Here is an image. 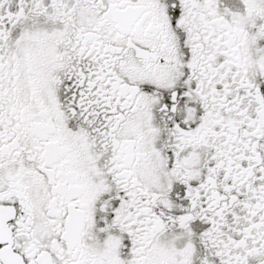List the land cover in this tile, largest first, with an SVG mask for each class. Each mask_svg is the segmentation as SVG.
<instances>
[{
  "label": "snow or ice",
  "instance_id": "snow-or-ice-1",
  "mask_svg": "<svg viewBox=\"0 0 264 264\" xmlns=\"http://www.w3.org/2000/svg\"><path fill=\"white\" fill-rule=\"evenodd\" d=\"M0 264H264V0H0Z\"/></svg>",
  "mask_w": 264,
  "mask_h": 264
}]
</instances>
